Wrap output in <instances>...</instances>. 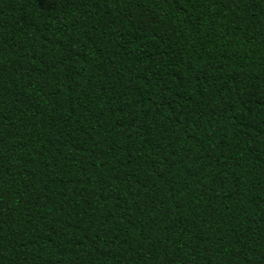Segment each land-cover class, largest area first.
Here are the masks:
<instances>
[{"label":"trees","instance_id":"trees-1","mask_svg":"<svg viewBox=\"0 0 264 264\" xmlns=\"http://www.w3.org/2000/svg\"><path fill=\"white\" fill-rule=\"evenodd\" d=\"M0 264H264V0H0Z\"/></svg>","mask_w":264,"mask_h":264}]
</instances>
